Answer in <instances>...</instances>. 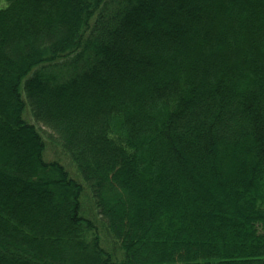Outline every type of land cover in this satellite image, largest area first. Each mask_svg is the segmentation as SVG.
I'll return each mask as SVG.
<instances>
[{
  "label": "trees",
  "instance_id": "16d2710c",
  "mask_svg": "<svg viewBox=\"0 0 264 264\" xmlns=\"http://www.w3.org/2000/svg\"><path fill=\"white\" fill-rule=\"evenodd\" d=\"M0 264H264V0H0Z\"/></svg>",
  "mask_w": 264,
  "mask_h": 264
},
{
  "label": "rangeland",
  "instance_id": "374dc122",
  "mask_svg": "<svg viewBox=\"0 0 264 264\" xmlns=\"http://www.w3.org/2000/svg\"><path fill=\"white\" fill-rule=\"evenodd\" d=\"M26 114V121L29 123H32L35 128L40 132V134L43 137L44 140V152H43V159L45 161H53L55 160L58 162L61 166L64 167L66 172L68 173L69 177L73 180L79 182L83 186V193L80 198L81 206H82V214L83 216L95 220L96 218V212L93 208L91 195L89 189L85 186V184L82 182L80 176L77 174L74 166L70 162L67 156L64 155V153L61 151L59 147L56 146V135L53 133L52 130L48 129L47 127L35 123L30 115L28 114V110L26 109L24 111V115Z\"/></svg>",
  "mask_w": 264,
  "mask_h": 264
}]
</instances>
